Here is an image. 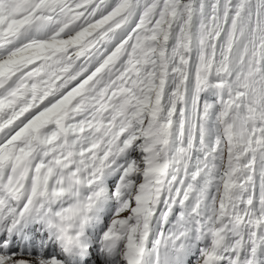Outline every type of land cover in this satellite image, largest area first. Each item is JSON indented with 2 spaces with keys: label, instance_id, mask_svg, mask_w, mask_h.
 Instances as JSON below:
<instances>
[{
  "label": "snow or ice",
  "instance_id": "snow-or-ice-1",
  "mask_svg": "<svg viewBox=\"0 0 264 264\" xmlns=\"http://www.w3.org/2000/svg\"><path fill=\"white\" fill-rule=\"evenodd\" d=\"M0 264H264V0H0Z\"/></svg>",
  "mask_w": 264,
  "mask_h": 264
}]
</instances>
